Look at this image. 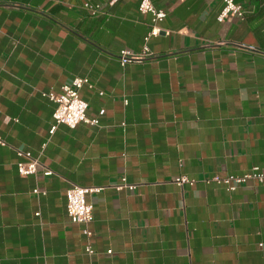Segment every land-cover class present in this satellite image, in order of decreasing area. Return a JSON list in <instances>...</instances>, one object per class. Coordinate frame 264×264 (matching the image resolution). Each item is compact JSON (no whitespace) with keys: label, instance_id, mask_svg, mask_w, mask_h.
Returning a JSON list of instances; mask_svg holds the SVG:
<instances>
[{"label":"crops","instance_id":"1","mask_svg":"<svg viewBox=\"0 0 264 264\" xmlns=\"http://www.w3.org/2000/svg\"><path fill=\"white\" fill-rule=\"evenodd\" d=\"M234 1L243 19L219 21L223 0H151L168 33L122 66L151 27L140 0H0V264H264V184L203 182L264 171V0ZM74 77L98 124L51 131L44 94ZM73 184L103 187L86 225L66 212Z\"/></svg>","mask_w":264,"mask_h":264},{"label":"built area","instance_id":"2","mask_svg":"<svg viewBox=\"0 0 264 264\" xmlns=\"http://www.w3.org/2000/svg\"><path fill=\"white\" fill-rule=\"evenodd\" d=\"M223 7L218 16V20L221 21L226 15L233 14L243 19V11L240 4L235 3L234 0H223ZM83 8L91 15L95 16L101 12V6L99 4H93L90 2H84ZM138 10L142 14L151 15V27L147 35L144 37V44L140 52H131L127 49H123L118 53V59L122 66L130 62H142L145 58H150L152 52H150L147 41L150 37H156L161 33L167 34V31L161 30L157 25L165 17V12L161 9H157L151 2V0H140ZM223 43V42H219ZM87 85L91 87L87 77H74L70 82L63 84L58 92H48L44 95L55 104L53 118L55 125L52 127L53 131L56 125L63 124L69 128L76 127L79 123L84 122L90 125H97L98 119L87 116L88 104L84 101L79 94L80 89ZM0 144L5 142L0 139ZM17 155L21 158L16 164L17 171L21 176H28L37 172L39 161L34 158L30 152L24 150H17ZM52 172L45 170L44 175L48 176ZM177 186L183 187L185 184L192 185L195 180L185 175H180L174 179ZM203 182L215 183L224 186L227 191H234L238 186L246 184L248 182H258L264 184V171L258 166H252L247 172L243 174H214L209 178H204ZM127 187L129 189L134 188L132 184H128L123 179L122 184L116 185V189ZM103 187H86L73 184L66 190V212L71 222L88 224L93 219V205L86 199L88 194L97 193L102 190ZM34 194H39L38 188L32 191ZM84 234L87 237L91 236V232L88 229H84ZM259 243V246H262ZM85 251L88 254H92V246L87 243ZM110 252V251H108Z\"/></svg>","mask_w":264,"mask_h":264}]
</instances>
